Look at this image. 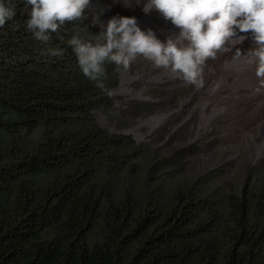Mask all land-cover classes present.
<instances>
[{
	"label": "trees",
	"instance_id": "obj_1",
	"mask_svg": "<svg viewBox=\"0 0 264 264\" xmlns=\"http://www.w3.org/2000/svg\"><path fill=\"white\" fill-rule=\"evenodd\" d=\"M13 3L15 17L0 28V131L10 135L0 142V264H264V193L231 198L232 223L217 236L216 205L192 189L170 206L141 205L131 190L116 198L96 180L103 166L131 159L119 149L126 138L96 118L113 107L116 64L89 79L67 43L79 37V21L45 43L27 29L30 6ZM39 127L38 145L16 141ZM46 174L53 177L37 179Z\"/></svg>",
	"mask_w": 264,
	"mask_h": 264
},
{
	"label": "rangeland",
	"instance_id": "obj_2",
	"mask_svg": "<svg viewBox=\"0 0 264 264\" xmlns=\"http://www.w3.org/2000/svg\"><path fill=\"white\" fill-rule=\"evenodd\" d=\"M142 1L90 0L85 18L79 20V37L95 43L101 25L119 15L135 16L142 30L152 29L162 42L174 38L179 29L156 11L145 14ZM247 36L242 44L226 45L227 50L206 62L200 88L173 78L143 56L127 69L116 65L113 107L96 118L110 132L126 138L130 144L119 149L131 159L118 169L103 166L96 180L109 184L116 198L131 190L141 205L151 200L170 206L177 193L192 189L216 205L218 220L212 234L221 236L232 223L231 198L264 193V89L256 90L255 65L236 63L247 60L244 54L254 46ZM45 134L46 129L39 127L23 132L16 141L36 146ZM9 140L10 135L0 131V142ZM101 227L96 226L91 241L101 237Z\"/></svg>",
	"mask_w": 264,
	"mask_h": 264
},
{
	"label": "clouds",
	"instance_id": "obj_3",
	"mask_svg": "<svg viewBox=\"0 0 264 264\" xmlns=\"http://www.w3.org/2000/svg\"><path fill=\"white\" fill-rule=\"evenodd\" d=\"M24 3L30 6L27 29L36 40L47 43L52 39L51 33L59 35L66 23L85 18L90 0ZM15 9L13 0H0V28L15 17ZM142 11H156L179 29L178 34L162 42L152 29L142 30L135 16H113L101 25L95 43L75 35L67 41L86 77L98 80L106 61L127 69L138 56H143L154 67L170 72L173 78L200 88L204 85L202 73L206 62L227 50L226 45L242 44L248 38L242 34H250L254 46L244 55L248 64L255 65L259 81L256 90L264 89V0H145ZM59 39L63 40V36ZM48 54L62 56L63 50L50 48ZM237 55H241L240 49Z\"/></svg>",
	"mask_w": 264,
	"mask_h": 264
},
{
	"label": "bare ground",
	"instance_id": "obj_4",
	"mask_svg": "<svg viewBox=\"0 0 264 264\" xmlns=\"http://www.w3.org/2000/svg\"><path fill=\"white\" fill-rule=\"evenodd\" d=\"M145 1H142V5L144 4ZM243 35H247V34H243ZM247 60H239V61H236V63L240 64V62H246ZM241 65V64H240ZM253 159H252V163L254 162L255 158H256V155L255 153H253V155L251 156Z\"/></svg>",
	"mask_w": 264,
	"mask_h": 264
}]
</instances>
